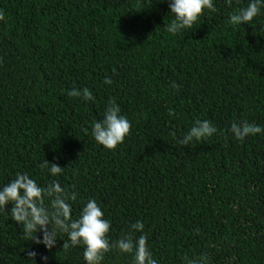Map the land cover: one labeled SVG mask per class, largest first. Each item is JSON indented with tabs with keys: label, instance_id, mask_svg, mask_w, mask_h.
Here are the masks:
<instances>
[{
	"label": "trees",
	"instance_id": "1",
	"mask_svg": "<svg viewBox=\"0 0 264 264\" xmlns=\"http://www.w3.org/2000/svg\"><path fill=\"white\" fill-rule=\"evenodd\" d=\"M246 4L215 0L173 36L162 28L167 0H0V184L17 171L47 183L45 158L79 194L73 215L97 199L110 240L140 219L160 264L201 253L212 264H264V134L237 141L228 131L233 120L264 126V11L250 25L226 23ZM72 87L94 99L68 96ZM110 98L131 121L114 150L90 135ZM197 119L217 133L179 145ZM21 236L0 213V264H24L29 248L37 264H84L80 247L58 240L47 250ZM130 259L112 251L103 264Z\"/></svg>",
	"mask_w": 264,
	"mask_h": 264
},
{
	"label": "clouds",
	"instance_id": "2",
	"mask_svg": "<svg viewBox=\"0 0 264 264\" xmlns=\"http://www.w3.org/2000/svg\"><path fill=\"white\" fill-rule=\"evenodd\" d=\"M167 3L171 19L162 28L173 36L192 29L205 10L210 12L216 10L215 0H167ZM262 11L264 0H247L246 6L229 12L226 23L233 27L250 25ZM260 31L264 32V25ZM112 82L111 77L105 74L103 83L111 85ZM172 87H177L175 82ZM65 91L73 98H82L85 101L94 99L92 91L87 87H72ZM90 129V135L98 145L107 150H114L128 136L131 121L122 113L115 99L110 98L104 107L102 118L90 121ZM217 131L211 120L197 119L176 138V141L181 146H189L212 137ZM228 131L234 139L243 141L246 137L264 134V126L247 120H233ZM38 167L42 175L46 174L51 178L45 184L38 183L25 171L15 172L6 183L0 184V213L21 226V237L25 241L43 244L47 250L55 247L58 240L63 241L64 251L80 247L84 264H103L106 254L112 251L130 255V264H160L148 243L142 220L131 222L126 231H122L115 240H110L112 222L105 216L97 199L95 197L84 199L78 214L73 215L72 202L77 201L79 194L55 179L63 174L65 167L45 158L39 162ZM36 256V251L29 248L26 251V260H23L24 264H37ZM40 260L47 264L48 257L41 256ZM184 264L212 262L207 253H201L197 257L185 256Z\"/></svg>",
	"mask_w": 264,
	"mask_h": 264
}]
</instances>
